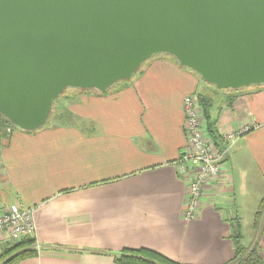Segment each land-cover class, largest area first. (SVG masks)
<instances>
[{"label":"crops","instance_id":"0c3cea01","mask_svg":"<svg viewBox=\"0 0 264 264\" xmlns=\"http://www.w3.org/2000/svg\"><path fill=\"white\" fill-rule=\"evenodd\" d=\"M200 80L159 55L112 90L70 97L71 122L0 132V211L31 208L36 227L35 255L14 264H122L116 255L140 248L185 264H228L232 223L242 233L244 212L254 222L264 198V85L229 97ZM198 92L213 99L220 137L251 130L204 186L197 216L185 219L187 186L175 161L186 147L182 101ZM262 215L245 247L257 243L264 261ZM13 241L1 233L0 253Z\"/></svg>","mask_w":264,"mask_h":264},{"label":"water","instance_id":"95a60500","mask_svg":"<svg viewBox=\"0 0 264 264\" xmlns=\"http://www.w3.org/2000/svg\"><path fill=\"white\" fill-rule=\"evenodd\" d=\"M158 53L217 89L264 85V0H0V114L36 130L67 87L104 92Z\"/></svg>","mask_w":264,"mask_h":264},{"label":"built area","instance_id":"2783aa9c","mask_svg":"<svg viewBox=\"0 0 264 264\" xmlns=\"http://www.w3.org/2000/svg\"><path fill=\"white\" fill-rule=\"evenodd\" d=\"M182 109L186 147L175 164L187 186L182 214L185 219H193L198 214L204 186L219 177L230 146L238 137L250 131L251 127L245 125L238 130L222 133L221 138L226 144L220 148L204 132L197 97L193 94L184 96ZM7 130L10 132L11 128L7 127ZM35 228L31 208H21L12 203L0 211V234H5L9 239L33 236Z\"/></svg>","mask_w":264,"mask_h":264},{"label":"trees","instance_id":"16d2710c","mask_svg":"<svg viewBox=\"0 0 264 264\" xmlns=\"http://www.w3.org/2000/svg\"><path fill=\"white\" fill-rule=\"evenodd\" d=\"M159 55H167L170 56L174 61L178 63V61L171 55L165 54V53H158L153 55L151 58L147 59L140 67L139 69L132 75V77L129 80L123 81V83L131 81L133 77H136L139 75L143 69L146 63L152 59L153 57L159 56ZM179 64V63H178ZM180 65V64H179ZM181 67L188 69L192 71L195 75V71L191 70L190 68L184 67L180 65ZM198 76V75H197ZM198 78H200L198 76ZM201 79V78H200ZM202 80V79H201ZM205 82V81H204ZM207 83V82H205ZM209 84V83H208ZM211 85V84H209ZM214 92L221 90L215 88L213 85ZM263 85H251L249 87L239 88V89H222V90H228L229 91V97H234L240 93L246 92L247 89L254 90L259 89ZM67 88H73L76 90L77 94H82L86 92H96V93H102L101 91L96 90H84L80 88L75 87H67ZM66 90V89H65ZM109 88L104 91L107 92ZM64 92V91H63ZM63 92L53 101L52 109L49 115V118L54 114H58L57 118H54L55 123H64L66 119H64L63 114L65 111L68 112L67 107L65 106V109L62 107V112H55V103L59 100V97L63 94ZM197 97L201 115L203 119V127L205 134L214 142L216 146H222L223 139L218 135L215 127L214 122L210 119V108L213 104V99L210 95L204 94L202 92H198L195 95ZM69 99V98H68ZM64 110V111H63ZM69 113V112H68ZM62 114V115H61ZM48 121L43 125H48ZM42 126V127H43ZM7 127L19 129L15 125H13L11 122H9L3 115L0 114V132L5 135V130ZM41 128V127H40ZM39 129V128H38ZM37 130V129H36ZM26 131V130H24ZM35 131V130H33ZM30 132V131H29ZM264 213V198L260 204V208L256 211V217L253 222V228H258V217ZM242 233H241V227L239 222L232 223V234L231 239L234 246V257L228 264H264V261L262 260V257L259 252V248L257 243H254L250 247H245L241 243ZM33 236H25L20 239L14 240L10 245H8L1 253H0V264H14L17 261H20L21 259H24L26 257H30L32 255H35L36 250L33 248L34 243ZM115 259L117 262L122 264H185L181 263L175 260H172L156 251L140 248V249H127L119 253V255L115 256Z\"/></svg>","mask_w":264,"mask_h":264},{"label":"rangeland","instance_id":"374dc122","mask_svg":"<svg viewBox=\"0 0 264 264\" xmlns=\"http://www.w3.org/2000/svg\"><path fill=\"white\" fill-rule=\"evenodd\" d=\"M134 77L131 79L133 80ZM200 79V78H199ZM202 83H205L203 80H200ZM123 83V81H118L116 82L115 84H113L109 90H112L114 89L115 87L121 85ZM208 84V83H206ZM76 95V90H74L73 88H66V90H64L63 94L59 97V100L55 103V112H62V107L65 109V106L67 107V103H68V98L72 97ZM64 111V110H63ZM62 115V114H61ZM65 116V117H64ZM58 117V114H53L50 118H48V123L51 124V123H55V120L54 118H57ZM63 117L64 119L66 120H69L70 117H69V113L67 111L64 112L63 114ZM73 122H75L74 119H72ZM71 122V120H69ZM257 198H260L261 195L257 194L256 195ZM260 207H256V209H258ZM255 214V213H253ZM253 214H249L248 212H244V215L243 217L246 218V221H245V226L243 227L242 229V233H243V238H242V244L244 246H247L251 240V237L253 235H255V233L258 231V229L260 228V223H261V218H262V214L258 217V228L257 229H254L252 224H253Z\"/></svg>","mask_w":264,"mask_h":264}]
</instances>
